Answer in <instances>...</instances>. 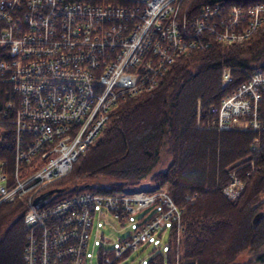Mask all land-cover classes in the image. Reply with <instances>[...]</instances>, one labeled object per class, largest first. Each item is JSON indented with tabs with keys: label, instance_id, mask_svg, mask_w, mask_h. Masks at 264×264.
Wrapping results in <instances>:
<instances>
[{
	"label": "built area",
	"instance_id": "1",
	"mask_svg": "<svg viewBox=\"0 0 264 264\" xmlns=\"http://www.w3.org/2000/svg\"><path fill=\"white\" fill-rule=\"evenodd\" d=\"M180 1L137 0L124 7L83 0H0V76L11 82L18 95L12 117V165L7 173L0 170V199L13 193L8 176L20 169V175L33 172L30 167L38 157L55 169L46 170L45 178L63 170L71 158L67 152L91 140L117 98L151 87L176 53L196 43L194 35L201 29L208 28L218 39H240L264 16V0H248L240 7L215 1L199 4L188 19L183 9L180 12ZM238 12L247 23L235 29ZM221 79H229L225 68ZM263 92L264 71L252 70L207 106L213 127L258 128ZM30 157L32 162L23 161ZM61 190L38 206L28 197L23 220L32 240L25 232L22 257L26 253L30 259L22 258L23 264H86L94 209L107 208L120 218L125 206L119 195L110 198L100 191L52 198ZM157 197L171 204L161 187L134 192L124 200L139 207L156 202ZM170 216L177 217V212ZM155 219L154 215L146 219L140 231L128 236V243L135 244L150 233ZM39 224L44 241L39 239ZM125 241L120 238L116 246L101 250L119 253Z\"/></svg>",
	"mask_w": 264,
	"mask_h": 264
},
{
	"label": "trees",
	"instance_id": "2",
	"mask_svg": "<svg viewBox=\"0 0 264 264\" xmlns=\"http://www.w3.org/2000/svg\"><path fill=\"white\" fill-rule=\"evenodd\" d=\"M215 1L240 7L248 0H181L180 12L183 9L189 17L199 4ZM235 19V29L247 23L239 12ZM194 39V45L164 65L151 87L117 98L71 169L55 180L65 188L52 198L74 193L75 184L97 176L107 178L112 188L139 182L144 176L149 178V188L165 181L167 192L180 207L181 230L176 240L175 231L167 232L163 245H152L138 264H264V92L258 128L205 124L210 103L252 70L264 71V16L240 39H218L206 27ZM223 68L229 74L226 81L221 79ZM17 101L11 83L0 76V170L5 173L12 165V117ZM161 151L166 161L153 168ZM232 174L244 184L229 197L221 186ZM87 187L103 189L102 185ZM19 199L0 202V264H21L27 223ZM258 210L257 218L251 220ZM168 225V230H174V223Z\"/></svg>",
	"mask_w": 264,
	"mask_h": 264
},
{
	"label": "rangeland",
	"instance_id": "3",
	"mask_svg": "<svg viewBox=\"0 0 264 264\" xmlns=\"http://www.w3.org/2000/svg\"><path fill=\"white\" fill-rule=\"evenodd\" d=\"M88 3H96V2H88ZM189 6H192V4H190ZM187 18L189 19V17ZM228 30L230 31V29ZM7 81L9 80L7 79ZM209 116L211 118V115L208 114L205 120V124L209 126H213V124L211 123V120H209ZM196 121L200 123L197 119ZM87 144L86 143L80 144L79 146L77 144L73 145V149L67 152V154L71 158L68 164L66 165V167L61 171H57V174H54L48 178H45L47 177V174H45V171L48 169L50 170H55V169L46 164L47 160L45 158L40 159L38 157L35 160V163L31 164L30 168L34 169V171L31 173L20 175L22 171L21 169L13 172L10 176H8L10 177L9 178L10 181L8 184V186L10 187L8 188L9 189L14 188L13 193L9 197L6 196L5 198L0 199V202L11 200L15 197H19L20 198L19 200L21 199L23 200L22 202H23V214H24L26 208H28V197L32 199L33 195L38 190L42 188H47L45 184L46 185L48 184L49 186L50 185L58 186V187L61 186L62 188H65L63 185H56L55 180L59 176L64 175L66 172H68V170L71 169L72 164L74 163L73 161L75 160L77 155L81 151L84 150ZM23 161L32 162L33 159L32 157H30L29 159L27 160L24 159ZM165 161H166V154L163 151H161L157 159V162L154 164L153 168L162 167ZM230 173L234 174L235 172H230ZM233 174L221 186V190H222L221 192H223L229 197L231 196V194L227 192V189H229L230 184L234 185V188L236 189V193H238L242 189L243 184H244L243 179L241 177L237 178ZM148 179H149L148 176H144L143 178L139 180V182L128 183V184L124 183L125 185L122 187L112 188L115 186L112 184H106L107 178L97 176V178H95L94 180L90 182L86 181V182L75 184L76 186L74 185L75 188H77L74 193H79V192L86 191V190L97 192L98 190H95V187L89 188L87 187V185H93L97 187L102 185L103 189L99 187L100 194L109 193V196L113 194L119 195L118 198L122 200L123 204H125L120 218H117L114 215H112L111 211L108 210L107 208H105L104 211L98 210V208L94 209V212L92 214L91 225L89 227L88 237L86 241V247H85L86 264H138L144 259V257L147 254V251L152 247V245H156V246L163 245V241H164L163 239L165 235L167 234V232L171 231V233H173L175 231V240L177 239L178 232L179 230H181L180 229L181 228L180 207L178 206V204H176L172 200L171 197H170L171 204H165L164 200H161L160 198L157 197L156 202H152V203L149 202L147 203V205L141 204L139 207H133L135 202H133L130 199H129L130 202H125L124 200L125 196H129L134 192L135 194H137L138 192L142 190L151 191V189H154L157 187H161L164 191L166 190V193H168L167 192L168 182L166 183L164 181L160 183L157 187L149 188L147 185ZM105 185H108V186H105ZM107 188H110V189L106 190ZM158 195L161 196V193H157L156 196ZM47 198L48 197H45L44 200ZM159 199L161 201H159ZM155 205H158V209L156 210L153 209ZM128 206H132L133 208H129ZM173 212L174 213L177 212V217L170 216L172 215ZM153 215L156 218L155 219L156 225L151 230V232L145 235L144 238L139 239L135 244H129L128 241L130 239L128 238V236H130L131 233H133L136 229L140 231L142 229V226L146 223L145 220L152 217ZM47 216L49 218V215ZM51 218L53 220H57L56 214H52ZM169 220H171V222L175 224L174 230L172 228L168 230ZM26 223H27L26 225H28V222ZM134 224L135 226H133ZM39 226L41 228V235L39 236V239L41 241H44L45 237L42 234L43 225L39 224ZM25 232L27 233V239L30 242L32 240V235H30V227L27 226ZM131 236L133 237V235ZM24 237H25V233H24ZM120 238L126 239V241L123 242L124 246L120 248V250H122L121 252L118 253V252H115L113 249H111L113 251V252L111 251V253L107 251L104 252L102 250L101 254L99 253L97 254L98 246H107V247L116 246ZM25 241H26V238L23 241L22 247ZM22 252L23 250L21 248L20 250L21 264H23V259L26 260V257L30 259V257L26 253L22 257ZM97 255L100 256L101 258L97 259ZM105 258H108L109 261L106 262Z\"/></svg>",
	"mask_w": 264,
	"mask_h": 264
},
{
	"label": "water",
	"instance_id": "4",
	"mask_svg": "<svg viewBox=\"0 0 264 264\" xmlns=\"http://www.w3.org/2000/svg\"><path fill=\"white\" fill-rule=\"evenodd\" d=\"M63 189L61 186H51V187H48L46 189H44L43 191L37 193L33 198H32V202L38 206L40 205L43 201H44V198L47 197L51 192L53 191H58V190H61ZM259 214V210L254 212L251 216V220H255L257 218Z\"/></svg>",
	"mask_w": 264,
	"mask_h": 264
},
{
	"label": "bare ground",
	"instance_id": "5",
	"mask_svg": "<svg viewBox=\"0 0 264 264\" xmlns=\"http://www.w3.org/2000/svg\"><path fill=\"white\" fill-rule=\"evenodd\" d=\"M137 2V0H130V2H128V3H122L121 5L122 6H124V7H127V6H129V5H131V4H133V3H136ZM99 3H102V2H99ZM102 4H106V3H102ZM257 124H259V126L261 125V121L259 120V119H257ZM258 126V127H259ZM45 186H46V184H45ZM48 188V187H47ZM44 189H46V188H42V189H40L38 192H36L34 195H33V197L37 194V193H39V192H41V191H43ZM53 192H55V191H53ZM53 192H51V193H53ZM50 193V194H51ZM236 195L237 193H236V189L234 188V185H231V196L230 197H233V195Z\"/></svg>",
	"mask_w": 264,
	"mask_h": 264
}]
</instances>
